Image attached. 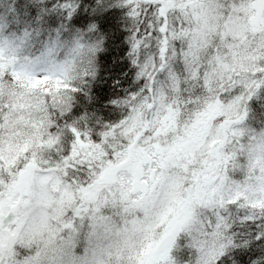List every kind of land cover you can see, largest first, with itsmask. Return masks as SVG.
Wrapping results in <instances>:
<instances>
[{
  "label": "clouds",
  "instance_id": "clouds-1",
  "mask_svg": "<svg viewBox=\"0 0 264 264\" xmlns=\"http://www.w3.org/2000/svg\"><path fill=\"white\" fill-rule=\"evenodd\" d=\"M0 264H264V0H0Z\"/></svg>",
  "mask_w": 264,
  "mask_h": 264
},
{
  "label": "trees",
  "instance_id": "trees-1",
  "mask_svg": "<svg viewBox=\"0 0 264 264\" xmlns=\"http://www.w3.org/2000/svg\"><path fill=\"white\" fill-rule=\"evenodd\" d=\"M124 34H120L119 36L116 37V42L119 43L123 39ZM126 50V46H124L120 51L119 55H123V52ZM116 50L114 49L112 52V55H116ZM108 60V63H111V60L109 58H105ZM127 65L125 64H120L117 62L116 65L113 66L111 69L112 72V77L109 79L108 83L105 84L102 88H98L97 92L102 100H106L108 98L109 94V89L112 83V79H119L120 73H122L126 69ZM123 83V82H122Z\"/></svg>",
  "mask_w": 264,
  "mask_h": 264
}]
</instances>
